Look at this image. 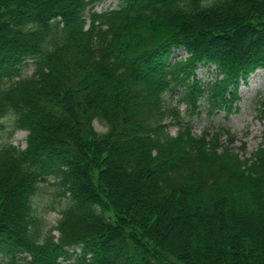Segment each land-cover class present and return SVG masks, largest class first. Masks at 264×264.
<instances>
[{
    "label": "trees",
    "instance_id": "obj_1",
    "mask_svg": "<svg viewBox=\"0 0 264 264\" xmlns=\"http://www.w3.org/2000/svg\"><path fill=\"white\" fill-rule=\"evenodd\" d=\"M98 1L0 0V130L27 131L24 148L0 146V264H264V137L229 160L235 133H194L167 105L236 108L264 69V0L88 13ZM254 109L264 119L263 96ZM51 181L64 202L47 228Z\"/></svg>",
    "mask_w": 264,
    "mask_h": 264
},
{
    "label": "rangeland",
    "instance_id": "obj_2",
    "mask_svg": "<svg viewBox=\"0 0 264 264\" xmlns=\"http://www.w3.org/2000/svg\"><path fill=\"white\" fill-rule=\"evenodd\" d=\"M104 1V0H102ZM101 1V2H102ZM95 8L102 11L106 3L103 2ZM34 67L32 63L22 70V77H28L33 74ZM199 75L203 79H207V75H202L199 70ZM264 95V69H260L251 75L246 86L242 85L240 88L241 102L239 103V110L233 111L228 116L223 109H218L211 113L208 107V101L204 98L200 100V106L197 111H194L191 105L180 100L178 94L167 97V105L177 106L182 114L183 121H189L193 125V131L200 134L204 128H217L225 126L230 128L232 132L237 134L235 141L223 142L220 149L222 156L226 159H231L236 153L243 157L249 156L263 141L264 137V121L256 116L254 109V102L256 98ZM95 128L103 132L106 127L99 121H95ZM179 126L175 123L169 125V130L172 134L177 133ZM27 132L21 129H13L12 121H6V126L0 130V146L4 143H14L20 147L26 145ZM222 139L225 141L226 136ZM240 188L246 189L250 187V180L246 174L240 176ZM55 186L52 181L42 186V191L37 197L40 204V211L45 218L47 228L57 224L60 217V210L62 209L61 202L64 198L55 195Z\"/></svg>",
    "mask_w": 264,
    "mask_h": 264
}]
</instances>
